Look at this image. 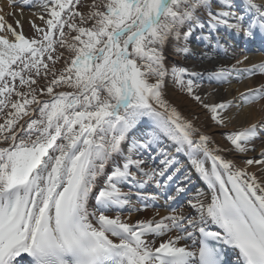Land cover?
<instances>
[{
	"label": "snow or ice",
	"instance_id": "6c2138e0",
	"mask_svg": "<svg viewBox=\"0 0 264 264\" xmlns=\"http://www.w3.org/2000/svg\"><path fill=\"white\" fill-rule=\"evenodd\" d=\"M40 6L44 27L34 25L33 37L0 15V264H228L226 252L231 264H264V175L249 170L264 173V151L242 164L223 155L254 151L264 120L226 133L230 147L221 148L167 96L178 87L226 127L241 104L206 102L202 80L264 76V61L240 69L244 56L197 71L170 55L191 54L197 32L221 48V29L264 37V0ZM240 100H264V83ZM173 151L207 193L196 189L168 215L130 222L123 212L191 191ZM134 193L142 208L133 207Z\"/></svg>",
	"mask_w": 264,
	"mask_h": 264
},
{
	"label": "bare ground",
	"instance_id": "6f19581e",
	"mask_svg": "<svg viewBox=\"0 0 264 264\" xmlns=\"http://www.w3.org/2000/svg\"><path fill=\"white\" fill-rule=\"evenodd\" d=\"M0 9H2L0 15H3L5 20L12 24L18 32H23L22 29H24L29 23H34L37 27H42L44 25V21L39 18L40 15L44 14L40 6V0H0ZM45 19H47V16H45ZM17 21H19V25H17ZM198 35L199 32H197L189 41L192 49L191 54L187 56L172 54L170 55V60L176 65L181 64L184 67L194 68L197 71H203V69L212 67L213 65L230 67L231 65L236 64V61L242 59L244 56H247L248 60L237 65L240 69L248 68L251 67L252 64L264 61V57L260 54H242L239 50H235L234 48L229 49L228 47L229 56H216V54H219L218 51L215 49L210 50L211 47L208 44H205L204 41L197 40L196 36ZM208 48L210 51H207ZM207 57H210L211 60ZM261 83H264V76L261 75L248 76L247 74H241L239 79L233 76L230 83H225L222 86L215 82H209L205 76L202 80V87L198 91L199 94L205 98L206 102L214 103L227 99L234 100L237 104H241L239 111L235 108L232 110L231 115L234 118L227 121L226 127H221L215 124L209 118L207 110L203 109L201 105L191 97L182 95L175 86H170L167 96L171 103L176 106L184 116L188 118H197L195 120L196 124L204 133L209 135L219 147L226 148L230 147L229 142L225 139L226 133L245 127L250 123L264 120V100L250 105L242 104L240 100V95L242 93H245L247 89L256 87ZM171 150L172 149H170V151ZM261 151H264V139L257 140L255 142V150L249 151L246 156L243 154L227 152L223 153V155L228 159H235L237 163L242 164V161L245 158H260ZM173 154L177 155L174 151ZM177 158L184 165L180 174L183 175L184 172L187 171L191 175V184H189L188 187L193 186V189L190 193V197L195 195L196 189H200L207 193L208 190L206 183L194 171L188 160L183 155H177ZM249 170L256 172L258 176L264 175L258 166L254 165ZM194 181L196 182L194 183ZM125 191H127L126 188ZM179 201L178 198L176 201L170 202V204L165 203V201L163 202V198H161L147 209L141 211H125L123 212V216L126 218L130 217V222H135L138 219H151L153 217L159 219L162 216L168 215L172 207H176L177 205L182 207L186 204V202L182 203L183 201ZM132 203L135 208L143 207L137 198H132ZM160 239L163 238H156L157 244L160 242ZM180 243L190 244L191 241L182 240Z\"/></svg>",
	"mask_w": 264,
	"mask_h": 264
},
{
	"label": "rangeland",
	"instance_id": "374dc122",
	"mask_svg": "<svg viewBox=\"0 0 264 264\" xmlns=\"http://www.w3.org/2000/svg\"><path fill=\"white\" fill-rule=\"evenodd\" d=\"M34 23H29V24H27V26L24 28V29H22V31H23V33H24V35L26 36V37H33V36H35V35H38V33L36 32V28L34 27ZM36 26V25H35ZM44 27V25L42 26V27H40V28H43ZM177 66H183V65H181V64H179V65H177ZM176 89L182 94V95H184V96H187V97H190L186 92H184V91H182L181 89H179L178 87H176ZM194 100V99H193Z\"/></svg>",
	"mask_w": 264,
	"mask_h": 264
}]
</instances>
